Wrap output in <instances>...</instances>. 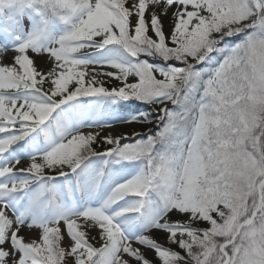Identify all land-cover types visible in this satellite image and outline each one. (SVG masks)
Here are the masks:
<instances>
[{
  "label": "snow or ice",
  "instance_id": "obj_1",
  "mask_svg": "<svg viewBox=\"0 0 264 264\" xmlns=\"http://www.w3.org/2000/svg\"><path fill=\"white\" fill-rule=\"evenodd\" d=\"M8 52L0 264H264V0H0Z\"/></svg>",
  "mask_w": 264,
  "mask_h": 264
},
{
  "label": "rangeland",
  "instance_id": "obj_2",
  "mask_svg": "<svg viewBox=\"0 0 264 264\" xmlns=\"http://www.w3.org/2000/svg\"><path fill=\"white\" fill-rule=\"evenodd\" d=\"M167 28H168V20L167 18H165V30L167 31ZM13 56V53L12 52H8L7 55L4 57V59L0 62L2 63H5V64H10L12 62L11 58ZM46 61V58L44 59H38L37 60V66L44 69V70H47L48 67H50V63H47L45 62ZM117 127H128V126H125V125H117ZM138 129H140L142 126H136ZM150 127V126H149ZM158 239L159 241L163 244L164 243V238H163V235L160 234L158 235ZM148 258L149 259H153V256L151 253L148 254Z\"/></svg>",
  "mask_w": 264,
  "mask_h": 264
},
{
  "label": "bare ground",
  "instance_id": "obj_3",
  "mask_svg": "<svg viewBox=\"0 0 264 264\" xmlns=\"http://www.w3.org/2000/svg\"><path fill=\"white\" fill-rule=\"evenodd\" d=\"M120 130H125V131H127L128 130V127H117V131H120Z\"/></svg>",
  "mask_w": 264,
  "mask_h": 264
}]
</instances>
